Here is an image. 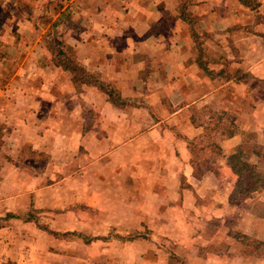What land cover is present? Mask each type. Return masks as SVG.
<instances>
[{"label": "crops", "instance_id": "1", "mask_svg": "<svg viewBox=\"0 0 264 264\" xmlns=\"http://www.w3.org/2000/svg\"><path fill=\"white\" fill-rule=\"evenodd\" d=\"M21 1L0 41L44 59L0 52V264H264V191L234 198L228 161L264 146V0H72L69 27L48 0L44 33ZM52 28L120 105L54 63Z\"/></svg>", "mask_w": 264, "mask_h": 264}, {"label": "trees", "instance_id": "2", "mask_svg": "<svg viewBox=\"0 0 264 264\" xmlns=\"http://www.w3.org/2000/svg\"><path fill=\"white\" fill-rule=\"evenodd\" d=\"M238 2L242 6L252 10H255L259 5L257 0H238ZM44 42L52 53L54 63L57 66L69 71L74 80H78L80 84L94 86L107 93L114 104L120 105L123 100L116 90L101 83L97 76L86 72L77 62L74 51L63 47L62 41L57 37L53 28L48 33V36L44 38ZM1 58L2 55L0 53ZM257 151L258 149H253L249 154ZM249 154L246 152V149L239 148L228 159L230 167L238 178V191L235 193L237 198H247L253 193L264 191V168H262L264 164L261 160L262 155L259 152L255 153L259 157V160L256 164H253L248 161Z\"/></svg>", "mask_w": 264, "mask_h": 264}, {"label": "rangeland", "instance_id": "3", "mask_svg": "<svg viewBox=\"0 0 264 264\" xmlns=\"http://www.w3.org/2000/svg\"><path fill=\"white\" fill-rule=\"evenodd\" d=\"M68 1L69 2H67V3H70L69 4V12L66 15V19L64 20L65 21L64 23L67 24V26L68 25H71L72 26V24L75 25V23H76V18H75L76 17V6H75V1H73V2H71L72 0H68ZM187 4H188V1H186V3L184 4L185 7L187 6ZM20 5H21L20 7L22 9H23V7H25L23 9V11H24V13L28 17L31 14L33 15V13L35 12V15L36 16L31 17V19L33 18L32 19V23L38 28V30H40L41 33H44V31H42V30H46L47 28H49V26L51 24H53L54 15H53L52 12L50 14V6L54 5V3L50 5V2H48V0H26V1H21ZM27 5H34V8H28L30 6H27ZM51 9L53 10L54 9V6H52ZM31 10L32 11L35 10V11L32 13ZM39 14L42 15V16H38ZM5 16H6V14H5ZM3 18H4V16H2V18L0 19V26L3 24V23H1V20L3 22ZM65 24H64V26H65ZM47 36H48V32L43 37L45 38ZM24 37H26V39H27L25 41L32 42V44H30V45L28 44L27 49H20V50H13V51H11V49L8 47V45H7V43L5 41H3V42L0 41V52L1 53H6V55L8 53H11L10 55L16 53V55L14 57L21 58L22 60H23L24 57L27 58V56H28V58L29 57H32L33 58V57H36V55H37V57H39V59H44V57H43L44 56V51L43 50L40 51V50H32V49H30L32 47H35L34 46V43L37 41V39L35 37H31V35H29V34H26ZM21 38H22V36H20V38H19L18 41H21ZM44 38L42 40V43H44ZM44 45H45V43H44ZM32 58H29V59H32ZM24 67H23V69H24ZM31 67L32 66H29V68H31ZM32 68L34 69L35 67H32ZM42 80L43 79H38V87H40V83L42 82ZM42 85H44L43 82H42ZM64 85L67 87L70 84L69 83H65ZM38 87H35V88L37 89ZM58 88H60V87H58ZM250 102H251V99L246 98L245 105L246 106H249L250 105ZM229 122H230V120H229ZM263 147L264 146H254V147L246 146V152L249 154V152H251L253 149H258V151L255 152V153H258L259 152L262 155V159L261 160H262V163L264 164V148ZM11 148L8 149L9 150L8 152H11L12 151L13 148L12 149ZM259 149H260V151H259ZM21 152H22L21 155H23V154L24 155H28L30 153V151L28 150V147L23 148ZM2 153L3 154H7L4 151ZM54 155H58L59 157H61V155L58 154L56 151L54 152ZM60 160H61V158H60ZM248 161H249V157H248ZM21 164L28 166V167H26L28 173H29V171H31L32 173H37V172H41L42 170H44V161L42 159H40L39 157H34V159L27 160V162L23 160V161H21ZM57 167H60V164L58 163V161H54L53 168L56 169ZM262 168H264V167H262ZM53 180H54V182H55V180H57V178H56L55 175L53 177ZM7 181L10 182L11 179H7ZM42 183L44 184V181H42ZM42 183H39V184H42ZM237 191H238V189L236 190V193H237ZM57 197H59V196H57ZM234 198H237L236 194L234 195ZM22 207H24V204H22ZM261 209H263V208L261 207ZM261 212H262V214L264 213V211H261ZM53 215H51V213H50V214H46L45 216L52 217ZM55 216L57 218H60V216L57 215V214H55L54 217ZM257 243L258 242H256L254 245H252V243L250 241L244 240V246L246 247V249H250V250L253 247L258 248V249L262 247V244L260 245L259 243L258 244Z\"/></svg>", "mask_w": 264, "mask_h": 264}]
</instances>
